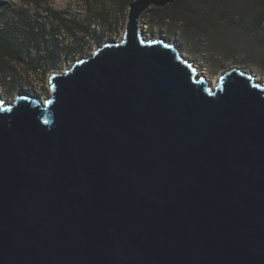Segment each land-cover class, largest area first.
Returning a JSON list of instances; mask_svg holds the SVG:
<instances>
[{
    "label": "water",
    "instance_id": "95a60500",
    "mask_svg": "<svg viewBox=\"0 0 264 264\" xmlns=\"http://www.w3.org/2000/svg\"><path fill=\"white\" fill-rule=\"evenodd\" d=\"M0 99V264H264V82L215 86L141 15Z\"/></svg>",
    "mask_w": 264,
    "mask_h": 264
},
{
    "label": "rangeland",
    "instance_id": "374dc122",
    "mask_svg": "<svg viewBox=\"0 0 264 264\" xmlns=\"http://www.w3.org/2000/svg\"><path fill=\"white\" fill-rule=\"evenodd\" d=\"M173 3L162 7H151L140 18V29L147 39H164L174 44L181 55L192 63L199 77L217 84V78L232 69L253 74L257 80H264V34L252 31L255 16L263 11L261 0H182L186 9L173 7ZM11 10L22 12L38 27L62 28L66 41L72 36L66 27L53 16L61 12L69 24L73 21L90 26L95 32L77 48L74 56L57 68L35 73L23 67L16 68L14 84L10 75H0V99L12 104L18 95L42 97L50 96L49 76L62 73L75 60L92 55L105 43L120 41L128 22L129 6L122 0H0ZM207 5L205 12L211 16L212 24L201 29L203 10L195 16L186 6ZM130 5V4H129ZM153 9V11H150ZM235 24L230 30V24ZM65 29V30H64ZM82 37V31H78ZM77 45V42H74ZM259 78V79H258Z\"/></svg>",
    "mask_w": 264,
    "mask_h": 264
},
{
    "label": "trees",
    "instance_id": "16d2710c",
    "mask_svg": "<svg viewBox=\"0 0 264 264\" xmlns=\"http://www.w3.org/2000/svg\"><path fill=\"white\" fill-rule=\"evenodd\" d=\"M122 1L123 5L129 6L133 0ZM261 1L264 6V0ZM172 6L186 9L182 0L177 1ZM186 7L195 16L203 10V13L199 14L201 15L200 22H202L201 29L205 30L208 28L207 26H211V16L208 13L205 14L208 10L207 5L199 6L196 3L193 7ZM150 11H153V9ZM53 16L69 31L72 42L68 43L66 38L60 39L59 33L62 28L49 30L45 24L38 27L34 24L35 21H30L31 19H28L24 13L11 10L9 6L0 2V75L6 76L8 74L12 76L9 84L15 83L17 67L39 73L61 66L66 59L74 56L77 48L83 45L85 39L95 32L91 30L90 26H85L81 22L73 21V24H69L61 12L54 11ZM237 25L232 23L227 27L232 30L233 26ZM250 29L264 34V8L255 16ZM78 31H82V37L79 36ZM74 42H77V45Z\"/></svg>",
    "mask_w": 264,
    "mask_h": 264
},
{
    "label": "bare ground",
    "instance_id": "6f19581e",
    "mask_svg": "<svg viewBox=\"0 0 264 264\" xmlns=\"http://www.w3.org/2000/svg\"><path fill=\"white\" fill-rule=\"evenodd\" d=\"M142 35H143V34H142ZM143 36H144V35H143ZM199 75H200V71L198 70V71H197V77H199ZM258 79H259V78H258ZM259 80H260V79H259ZM259 80H258V81H259ZM216 82H218V78H217V81H216ZM262 82H264V80H263ZM211 85L214 86V84H212V83H211ZM1 100H2V99H1Z\"/></svg>",
    "mask_w": 264,
    "mask_h": 264
},
{
    "label": "built area",
    "instance_id": "2783aa9c",
    "mask_svg": "<svg viewBox=\"0 0 264 264\" xmlns=\"http://www.w3.org/2000/svg\"><path fill=\"white\" fill-rule=\"evenodd\" d=\"M1 3H2V2H1ZM62 32H63V30L59 33V37H60V39L65 38V34H62Z\"/></svg>",
    "mask_w": 264,
    "mask_h": 264
}]
</instances>
